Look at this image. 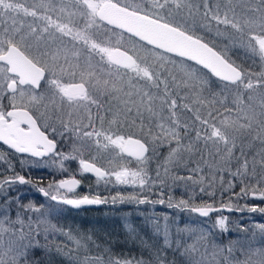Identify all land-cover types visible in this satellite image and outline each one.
<instances>
[{
	"label": "snow or ice",
	"instance_id": "obj_1",
	"mask_svg": "<svg viewBox=\"0 0 264 264\" xmlns=\"http://www.w3.org/2000/svg\"><path fill=\"white\" fill-rule=\"evenodd\" d=\"M17 161L126 187H43ZM248 197L264 202V0H0V264H264V224L222 214L264 213ZM106 204L174 211H141L151 234L125 217L123 242L51 222Z\"/></svg>",
	"mask_w": 264,
	"mask_h": 264
},
{
	"label": "flooded vegetation",
	"instance_id": "obj_2",
	"mask_svg": "<svg viewBox=\"0 0 264 264\" xmlns=\"http://www.w3.org/2000/svg\"><path fill=\"white\" fill-rule=\"evenodd\" d=\"M17 171L20 172V174L25 175L26 177H30L35 184L43 187H47L49 183H52L56 179H62L65 178L66 175H76L78 179H81V185L79 188L76 189V194L78 195H94L96 193H100L102 195L107 196V187H105L103 184L100 186H97L96 179L91 174H81L79 172L78 164L76 163H70L67 165L68 172L67 173H61L58 171H55L52 167H45L43 164H41L39 167L32 165L29 166L28 164H25L23 168L21 169V165L19 162H16ZM21 187H26L30 189L32 192H35V195L31 196L32 200H34L35 204L39 205L41 203L44 204H54L55 202H52L50 200H47L45 197L42 196L37 191L36 187H32L29 185H18ZM17 186V187H18ZM111 206V204L106 205H98V206H82L79 209H70L68 206H62L64 208V211L62 214H59L57 219H52L54 223H63V226L69 225L73 226L76 224L78 225H87L91 226L93 221L96 223L98 222L100 226H103V229H106V224L108 220V208ZM56 216V215H54ZM114 220H117V223L120 227L123 226V223L120 219L117 217L113 218ZM75 231L78 229L72 228Z\"/></svg>",
	"mask_w": 264,
	"mask_h": 264
},
{
	"label": "rangeland",
	"instance_id": "obj_3",
	"mask_svg": "<svg viewBox=\"0 0 264 264\" xmlns=\"http://www.w3.org/2000/svg\"><path fill=\"white\" fill-rule=\"evenodd\" d=\"M126 186H116L115 189H113V187L111 185L107 186V196L110 195H115L116 191L118 190H122L125 189ZM18 188L20 189V191L17 193V195L23 196L24 197V203H28V202H34V200H32L33 195H35V192H32L30 189L26 188V187H21L18 186ZM128 191H132V189L127 188L126 189V193ZM236 192H239V188L237 187L235 189ZM168 195H171L174 200H179L181 198L187 199L189 196L192 195L191 191H186L185 187L183 185L180 186H173L171 191L168 193ZM197 195H199L197 193ZM207 199V198H206ZM223 200L225 203L228 202V194L225 193ZM233 200H235V198H233ZM217 203H220V196L219 194L217 195V199H216ZM239 203L241 205L247 203L249 206L252 205H258L259 207H264V202L258 200V199H253L251 197H248L246 199H241L239 201ZM140 210H147L148 215H151L153 212H155L157 215H163V214H168L173 212L174 210H170L168 208H166L165 206L162 205H156L155 207H153L152 205H141L139 206ZM108 211V218L113 219L114 217H117L118 219H120L124 225L125 221L124 218L127 217L131 222L134 221V218H140L141 222H143L145 224V221L141 215V211H137L136 210V206L135 205H128V204H124V205H111L109 206V208L107 209ZM53 215H57V214H53ZM223 215L227 216L229 218V220L232 222L230 224V227H232L235 224H240V223H244L245 225H247L250 228H254L255 225L257 224H264V213H260V212H248L247 210H245L244 212H229V213H223ZM170 218H174L176 220L177 223H179L181 226H183L186 223H190L191 221H195L197 219H204V218H198L195 214H190V213H178L175 217H170ZM215 218V217H213ZM52 223H54L51 220ZM93 223H95V221H93ZM92 223V224H93ZM60 225L63 226V223H59ZM143 227H145V225H142ZM94 227L91 226V229H93ZM104 233H100L99 235H103ZM235 232L233 233V238H235ZM225 236H227V233H225ZM65 238L63 237H59L58 239H54L52 241H56L57 243H60L61 241H63Z\"/></svg>",
	"mask_w": 264,
	"mask_h": 264
},
{
	"label": "trees",
	"instance_id": "obj_4",
	"mask_svg": "<svg viewBox=\"0 0 264 264\" xmlns=\"http://www.w3.org/2000/svg\"><path fill=\"white\" fill-rule=\"evenodd\" d=\"M249 63H251V62H249ZM258 67L259 66L257 65L256 70H258ZM217 205H219V203H217ZM233 212H237V211H233ZM223 213H225V212H223ZM215 216H216V214H213V217H215ZM140 221H141L140 218L135 217L134 221L132 222L133 226L136 227L137 230L143 229L144 231H149V229L142 226L145 224L143 222L140 223ZM91 226H93L94 228L91 229ZM91 226H87V225H83V224H81V225L76 224V226L75 225L70 226V224H69V225H65L64 227L65 228H76V229H78L77 230L78 232L85 233V234H91L94 232V233H96L97 236H101V235H99L100 233H104L102 236H104L107 233H112L114 238L119 239L121 242H123V240H124L123 233L126 231V229H125L124 225L122 227H120L119 224L117 223V220L108 218L107 224L105 226L106 229H103V226H100L98 222L91 224ZM141 234H143V232ZM149 234H151L150 231H149ZM50 242L51 243H57L56 241H50ZM128 247H131V244H129Z\"/></svg>",
	"mask_w": 264,
	"mask_h": 264
},
{
	"label": "water",
	"instance_id": "obj_5",
	"mask_svg": "<svg viewBox=\"0 0 264 264\" xmlns=\"http://www.w3.org/2000/svg\"><path fill=\"white\" fill-rule=\"evenodd\" d=\"M85 206H95V205H85ZM96 206H98V205H96ZM225 213H229V212H227V211H224Z\"/></svg>",
	"mask_w": 264,
	"mask_h": 264
}]
</instances>
